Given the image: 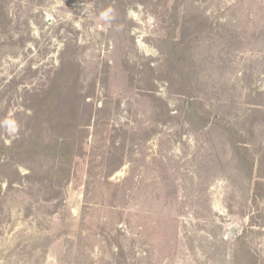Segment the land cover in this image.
<instances>
[{
    "label": "rangeland",
    "instance_id": "obj_1",
    "mask_svg": "<svg viewBox=\"0 0 264 264\" xmlns=\"http://www.w3.org/2000/svg\"><path fill=\"white\" fill-rule=\"evenodd\" d=\"M0 20V141L65 74L83 149L64 185L0 159V264H264V0H0Z\"/></svg>",
    "mask_w": 264,
    "mask_h": 264
},
{
    "label": "trees",
    "instance_id": "obj_2",
    "mask_svg": "<svg viewBox=\"0 0 264 264\" xmlns=\"http://www.w3.org/2000/svg\"><path fill=\"white\" fill-rule=\"evenodd\" d=\"M170 42V47L175 52V58L181 59V46L177 42ZM64 78L65 74H62L56 80L55 84L51 86L49 90L42 92V95L37 98L34 105H31L30 109L32 110V113H39V117L36 119L34 118L35 120L32 128H25L23 131L27 132H23L19 139L10 144L0 141V159L3 157L4 160H19L27 157H38L46 164V168L42 170L47 180L62 185L66 184L69 180L74 156H79L83 152V149L80 146V140L75 137L73 132V129H76V123H73L74 128L65 133L67 128H71L68 124L71 125L72 122L67 121L68 119L65 120V115L60 116L61 109L58 107L59 101H63L62 98L64 97L65 89H70L72 87V80L68 77L70 81L67 82ZM192 103H195L196 107H194V113H191L192 118L188 119L191 125L193 126L195 118H198L199 122L200 120L204 123L209 121V116L204 115L203 112H201V103L199 101H194ZM199 108L201 109L200 111L198 110ZM55 110L57 111L56 115L60 117L58 122L55 124L53 123L54 125L57 124V129L55 130L48 126L43 128L44 122H50L49 120ZM48 124L52 125V123ZM203 124L199 125L203 126ZM42 130L49 131L51 137L45 136L46 134ZM228 134V139L235 155H242L243 163L249 165V169L254 167V164L257 162L245 154L246 149L242 146L244 138L241 135V137L235 136V133L233 132ZM255 176L257 180L255 181L253 192L262 195L264 192V184L258 180V178H260V170L258 167L255 169ZM253 263L255 262L253 261Z\"/></svg>",
    "mask_w": 264,
    "mask_h": 264
},
{
    "label": "clouds",
    "instance_id": "obj_3",
    "mask_svg": "<svg viewBox=\"0 0 264 264\" xmlns=\"http://www.w3.org/2000/svg\"><path fill=\"white\" fill-rule=\"evenodd\" d=\"M116 11L111 6L103 9L99 13V18L102 20L105 24H107L108 21L116 17Z\"/></svg>",
    "mask_w": 264,
    "mask_h": 264
}]
</instances>
